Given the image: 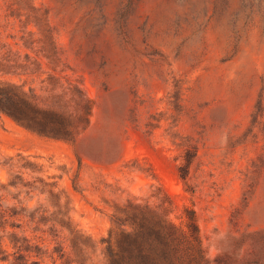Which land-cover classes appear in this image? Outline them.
Here are the masks:
<instances>
[{
	"label": "rangeland",
	"instance_id": "rangeland-1",
	"mask_svg": "<svg viewBox=\"0 0 264 264\" xmlns=\"http://www.w3.org/2000/svg\"><path fill=\"white\" fill-rule=\"evenodd\" d=\"M0 81L91 104L74 143L0 112L9 253L15 232L53 264L38 221L65 217L92 240L85 264H108L115 215L170 202L208 264H264V0H0Z\"/></svg>",
	"mask_w": 264,
	"mask_h": 264
},
{
	"label": "trees",
	"instance_id": "trees-1",
	"mask_svg": "<svg viewBox=\"0 0 264 264\" xmlns=\"http://www.w3.org/2000/svg\"><path fill=\"white\" fill-rule=\"evenodd\" d=\"M61 88L56 86L54 90L64 95L57 94L53 97L56 100L49 101L34 89L26 90L23 85L0 81V112L31 131L74 143L89 124L91 104L80 89ZM72 104L74 114L66 109ZM170 204L152 207L130 202L116 214L114 227L104 240L108 264H208L195 213L186 210L184 222L178 225L170 219ZM35 218L33 213L31 221ZM48 218L41 216L38 224H51L49 230L55 238V246L49 257L55 259L53 264L58 260L59 264H85L87 250L94 247L92 240L72 227L65 217ZM5 226L20 228L0 209V229ZM8 238L15 251L9 253L0 243L2 260L11 257L12 264H44L48 246L15 232L8 234Z\"/></svg>",
	"mask_w": 264,
	"mask_h": 264
}]
</instances>
